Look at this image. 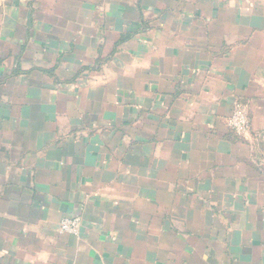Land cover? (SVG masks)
Masks as SVG:
<instances>
[{
  "label": "crops",
  "instance_id": "1",
  "mask_svg": "<svg viewBox=\"0 0 264 264\" xmlns=\"http://www.w3.org/2000/svg\"><path fill=\"white\" fill-rule=\"evenodd\" d=\"M263 144L264 0H0V264H264Z\"/></svg>",
  "mask_w": 264,
  "mask_h": 264
},
{
  "label": "built area",
  "instance_id": "2",
  "mask_svg": "<svg viewBox=\"0 0 264 264\" xmlns=\"http://www.w3.org/2000/svg\"><path fill=\"white\" fill-rule=\"evenodd\" d=\"M228 128L239 138L247 139L250 131V123L246 109L235 104L231 115L227 119ZM81 221L78 216L64 218L60 221L58 231L60 234H69L78 236L80 231Z\"/></svg>",
  "mask_w": 264,
  "mask_h": 264
},
{
  "label": "rangeland",
  "instance_id": "3",
  "mask_svg": "<svg viewBox=\"0 0 264 264\" xmlns=\"http://www.w3.org/2000/svg\"><path fill=\"white\" fill-rule=\"evenodd\" d=\"M150 10H151V9H146V8H145V11H146V12H149ZM151 11H152V10H151ZM151 11H150V12H151ZM150 12H149V13H150ZM247 116H248V115H247ZM257 149H259V151L263 153V160H264V144L262 145V149H263V150H261V146H258Z\"/></svg>",
  "mask_w": 264,
  "mask_h": 264
}]
</instances>
